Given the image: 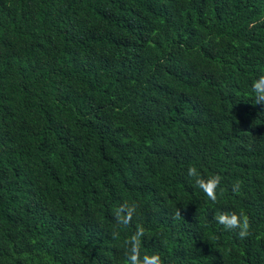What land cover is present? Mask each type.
<instances>
[{
  "label": "trees",
  "instance_id": "16d2710c",
  "mask_svg": "<svg viewBox=\"0 0 264 264\" xmlns=\"http://www.w3.org/2000/svg\"><path fill=\"white\" fill-rule=\"evenodd\" d=\"M260 75L264 0H0V264H264Z\"/></svg>",
  "mask_w": 264,
  "mask_h": 264
},
{
  "label": "clouds",
  "instance_id": "9594fccd",
  "mask_svg": "<svg viewBox=\"0 0 264 264\" xmlns=\"http://www.w3.org/2000/svg\"><path fill=\"white\" fill-rule=\"evenodd\" d=\"M252 91L255 96L256 103L264 105V75H260L253 83H252ZM188 175L195 177L196 186L201 189L205 195L211 201L216 200L215 188L218 184L220 177L217 175H211L207 178H201L197 173L194 167L188 168ZM133 211L132 207L127 209V214L124 216V220L127 221L129 218V214ZM119 216V212H117ZM216 222L221 224L225 229H239V235L243 236L245 234V230L247 228L246 220L241 213L237 216L234 213H221L215 217ZM141 235V231L138 230L137 233L131 237L130 241H126V244L131 245L129 250V254L127 255L128 264H160V258L158 255H143L138 258V245H139V237Z\"/></svg>",
  "mask_w": 264,
  "mask_h": 264
}]
</instances>
